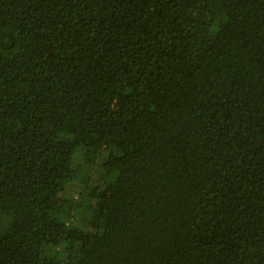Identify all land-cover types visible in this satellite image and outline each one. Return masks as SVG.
Listing matches in <instances>:
<instances>
[{"label":"trees","instance_id":"obj_1","mask_svg":"<svg viewBox=\"0 0 264 264\" xmlns=\"http://www.w3.org/2000/svg\"><path fill=\"white\" fill-rule=\"evenodd\" d=\"M0 264H264V0H0Z\"/></svg>","mask_w":264,"mask_h":264},{"label":"rangeland","instance_id":"obj_2","mask_svg":"<svg viewBox=\"0 0 264 264\" xmlns=\"http://www.w3.org/2000/svg\"><path fill=\"white\" fill-rule=\"evenodd\" d=\"M73 193H74V190L70 189V190H68V192H66L62 196H60V199L65 200V201L70 200L71 197H74Z\"/></svg>","mask_w":264,"mask_h":264}]
</instances>
